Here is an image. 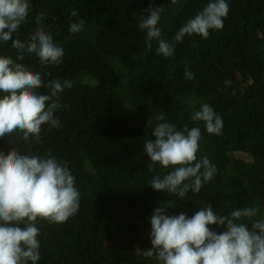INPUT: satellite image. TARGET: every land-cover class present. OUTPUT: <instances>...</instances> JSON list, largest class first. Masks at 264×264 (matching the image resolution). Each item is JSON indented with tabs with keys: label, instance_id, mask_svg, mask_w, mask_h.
I'll use <instances>...</instances> for the list:
<instances>
[{
	"label": "trees",
	"instance_id": "trees-1",
	"mask_svg": "<svg viewBox=\"0 0 264 264\" xmlns=\"http://www.w3.org/2000/svg\"><path fill=\"white\" fill-rule=\"evenodd\" d=\"M210 2L29 0L28 17L13 39L28 43L43 27L63 48L61 62L44 65L27 52L16 60L11 42L0 41V56L41 74L45 86L38 94L51 92L47 83L52 79L72 82L59 94L54 112L59 126L42 125L39 141H26L19 131L0 138L5 154L12 149L29 156L50 153L66 163L80 193L79 209L66 222L37 218V264H161L147 255L150 217L160 206L166 215L189 217L209 204L225 216L256 207L257 216L237 222L251 228L253 221L264 219V0H226L223 29L209 30L207 39L186 34L169 57L157 53L158 41H148L139 26L150 5L162 8L157 27L161 38L172 43ZM37 17H42L39 24ZM79 19L85 21L83 30L71 33L70 24ZM186 69L194 79L185 77ZM204 103L222 118L219 135L192 119ZM161 113L165 119L156 120ZM163 122L177 130L185 125L200 129L197 158L207 157L217 171L199 192L178 197L150 186L155 176L174 170L157 162L149 171L144 150ZM209 228L223 231L218 225Z\"/></svg>",
	"mask_w": 264,
	"mask_h": 264
},
{
	"label": "clouds",
	"instance_id": "clouds-1",
	"mask_svg": "<svg viewBox=\"0 0 264 264\" xmlns=\"http://www.w3.org/2000/svg\"><path fill=\"white\" fill-rule=\"evenodd\" d=\"M30 8L29 0H0V41L11 42L16 60H23L27 52L35 54L44 65H58L63 48L43 27L30 36L28 43L13 39ZM147 11L149 15L139 26L146 30L148 41H158L157 53L169 57L175 43L182 42L186 34L207 39L209 30H222L229 5L226 0L208 3L179 29L172 43L161 38L162 30L157 27L163 9L150 5ZM71 15L76 17L78 13L73 10ZM41 19L37 17L38 24ZM84 24L79 19L70 24L69 31L78 33ZM16 60L0 56V93L4 94L0 95V138L19 131L24 140L34 137L39 141L42 125L59 126L54 116L60 107L59 94L72 87V82L52 79L47 83L51 92L38 94L36 90L45 86L41 74L29 71ZM184 74L194 79L190 70ZM155 119L163 121L164 114ZM192 119L203 121L210 134L219 135L223 128L222 118L207 103L194 112ZM152 135L155 139L147 140L144 146L151 161L149 171L157 162L165 169L174 166L163 178L155 176L151 180L154 190L183 197L189 190L199 192L203 183L213 178L215 166L207 157L197 158L201 139L198 127L189 129L185 125L177 130L175 125L163 122L155 126ZM79 200L75 177L66 163L58 162L50 153L41 157L22 155L15 149L7 154L0 151V264H37L41 259L37 218L64 223L78 211ZM165 208H155L150 217L152 248L147 250V255H155L161 264H264V219L253 221L251 228L237 222L257 216L256 207L237 209L225 216L216 214L209 204L191 217L184 212L166 215ZM209 225L221 226L223 231L218 233Z\"/></svg>",
	"mask_w": 264,
	"mask_h": 264
}]
</instances>
